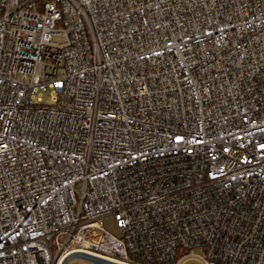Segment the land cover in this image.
<instances>
[{"label":"built area","instance_id":"obj_1","mask_svg":"<svg viewBox=\"0 0 264 264\" xmlns=\"http://www.w3.org/2000/svg\"><path fill=\"white\" fill-rule=\"evenodd\" d=\"M76 253L264 264V0H0V264Z\"/></svg>","mask_w":264,"mask_h":264},{"label":"rangeland","instance_id":"obj_2","mask_svg":"<svg viewBox=\"0 0 264 264\" xmlns=\"http://www.w3.org/2000/svg\"><path fill=\"white\" fill-rule=\"evenodd\" d=\"M105 228L112 234L118 236L119 232L115 227V223L112 218L104 219ZM202 250L196 249L194 254L200 255ZM197 261L193 260L189 264H196ZM62 264H119L107 259L99 258L93 255L85 254V253H76L67 257Z\"/></svg>","mask_w":264,"mask_h":264},{"label":"trees","instance_id":"obj_3","mask_svg":"<svg viewBox=\"0 0 264 264\" xmlns=\"http://www.w3.org/2000/svg\"><path fill=\"white\" fill-rule=\"evenodd\" d=\"M136 264H139V263H136Z\"/></svg>","mask_w":264,"mask_h":264}]
</instances>
